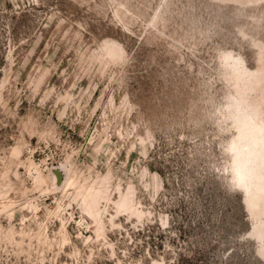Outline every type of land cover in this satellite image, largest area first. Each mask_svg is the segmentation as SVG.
Listing matches in <instances>:
<instances>
[{
    "label": "rangeland",
    "instance_id": "374dc122",
    "mask_svg": "<svg viewBox=\"0 0 264 264\" xmlns=\"http://www.w3.org/2000/svg\"><path fill=\"white\" fill-rule=\"evenodd\" d=\"M0 264H264V0H0Z\"/></svg>",
    "mask_w": 264,
    "mask_h": 264
},
{
    "label": "water",
    "instance_id": "95a60500",
    "mask_svg": "<svg viewBox=\"0 0 264 264\" xmlns=\"http://www.w3.org/2000/svg\"><path fill=\"white\" fill-rule=\"evenodd\" d=\"M56 178H57V182H58V180L60 178V173L58 171H56Z\"/></svg>",
    "mask_w": 264,
    "mask_h": 264
}]
</instances>
